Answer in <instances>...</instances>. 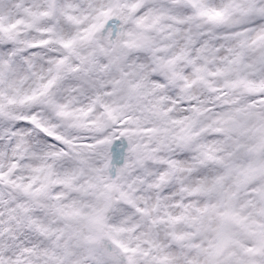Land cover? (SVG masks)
Listing matches in <instances>:
<instances>
[{
  "label": "clouds",
  "instance_id": "clouds-1",
  "mask_svg": "<svg viewBox=\"0 0 264 264\" xmlns=\"http://www.w3.org/2000/svg\"><path fill=\"white\" fill-rule=\"evenodd\" d=\"M0 264H264V0H0Z\"/></svg>",
  "mask_w": 264,
  "mask_h": 264
}]
</instances>
